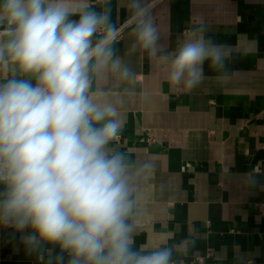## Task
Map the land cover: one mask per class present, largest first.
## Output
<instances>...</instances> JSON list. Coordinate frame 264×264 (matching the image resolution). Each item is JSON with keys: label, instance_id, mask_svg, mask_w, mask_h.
<instances>
[{"label": "clouds", "instance_id": "clouds-1", "mask_svg": "<svg viewBox=\"0 0 264 264\" xmlns=\"http://www.w3.org/2000/svg\"><path fill=\"white\" fill-rule=\"evenodd\" d=\"M157 0H0V226L39 264H183V245H137L152 160L114 147L139 55L170 89L191 91L204 66L225 80L226 47L200 23L163 43ZM126 12L123 20L120 10ZM115 10V16H114ZM255 184V170L246 175Z\"/></svg>", "mask_w": 264, "mask_h": 264}, {"label": "crops", "instance_id": "crops-1", "mask_svg": "<svg viewBox=\"0 0 264 264\" xmlns=\"http://www.w3.org/2000/svg\"><path fill=\"white\" fill-rule=\"evenodd\" d=\"M163 43L203 23L223 44L233 70L220 80L207 64L191 91L170 89L163 71L142 56L120 54L134 67L129 84L101 80L125 95L114 145L155 168L142 185L136 244H182L183 264L211 252L208 264H264V0H157ZM115 16V10H114ZM126 12L120 10L123 20ZM255 170L256 183L246 175ZM0 226V264H39L19 233Z\"/></svg>", "mask_w": 264, "mask_h": 264}, {"label": "built area", "instance_id": "built-area-1", "mask_svg": "<svg viewBox=\"0 0 264 264\" xmlns=\"http://www.w3.org/2000/svg\"><path fill=\"white\" fill-rule=\"evenodd\" d=\"M258 209L262 215H264V202H259L257 204ZM211 252H206V254L196 256L194 264H208V260L211 257Z\"/></svg>", "mask_w": 264, "mask_h": 264}]
</instances>
